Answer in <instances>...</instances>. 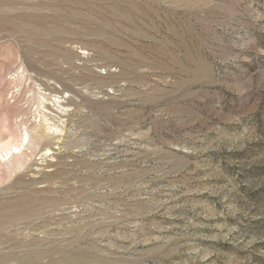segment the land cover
I'll use <instances>...</instances> for the list:
<instances>
[{
	"label": "rangeland",
	"instance_id": "rangeland-1",
	"mask_svg": "<svg viewBox=\"0 0 264 264\" xmlns=\"http://www.w3.org/2000/svg\"><path fill=\"white\" fill-rule=\"evenodd\" d=\"M40 90L0 264H264V0H0V136Z\"/></svg>",
	"mask_w": 264,
	"mask_h": 264
},
{
	"label": "bare ground",
	"instance_id": "bare-ground-1",
	"mask_svg": "<svg viewBox=\"0 0 264 264\" xmlns=\"http://www.w3.org/2000/svg\"><path fill=\"white\" fill-rule=\"evenodd\" d=\"M24 79V74H20L14 86L20 85ZM63 98V95L56 93L46 94L45 91H37L35 101L33 100L29 107L30 109L34 107L37 119L30 125L21 119L15 129L9 127L5 129L6 134L0 136V167L5 172L3 179L30 161L41 140H48L49 137L58 139L62 134L61 128L56 124V117L60 112L67 110V105L62 104ZM44 150L42 156L50 155V148L46 144Z\"/></svg>",
	"mask_w": 264,
	"mask_h": 264
}]
</instances>
